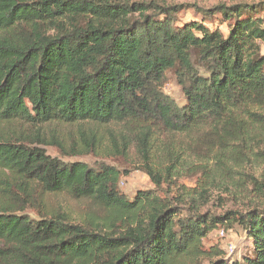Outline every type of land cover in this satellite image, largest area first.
<instances>
[{"label":"trees","instance_id":"16d2710c","mask_svg":"<svg viewBox=\"0 0 264 264\" xmlns=\"http://www.w3.org/2000/svg\"><path fill=\"white\" fill-rule=\"evenodd\" d=\"M254 5L202 8L229 21L224 34L178 25L182 7L157 0H0V264H240L203 247L211 231L234 223L253 241L241 264H264V18L244 16ZM169 70L185 104L163 90ZM53 120L129 123L141 152L156 129L187 133L188 152L247 172L239 186L253 199L242 208L224 205L223 193L186 202L184 186L151 169L158 188L166 182L178 194L141 190L129 199L113 165L65 160L113 149L85 135L70 146L41 135ZM62 191L133 220L108 231L51 214L41 195Z\"/></svg>","mask_w":264,"mask_h":264},{"label":"rangeland","instance_id":"374dc122","mask_svg":"<svg viewBox=\"0 0 264 264\" xmlns=\"http://www.w3.org/2000/svg\"><path fill=\"white\" fill-rule=\"evenodd\" d=\"M162 4L180 5L182 9L175 15L176 23L183 25L189 22H202L211 29H221L224 34L228 33L229 21L225 20L222 13H215L212 17L203 15L202 8H210L221 2L231 5L232 3L255 4L253 11H244V16L252 14L254 17L264 18V0H157ZM264 52V40L262 41ZM163 90L172 96L179 104H185V98L177 81L174 70L166 74ZM40 134L46 137L55 135L59 140H64L66 146L82 142V138L88 137L95 143L101 142V149H113L114 152H91L79 156H66L65 160H82L94 165L98 162H106L120 171V191L129 199L141 190H155L161 197L165 196V190H171L173 196L178 194L169 187L166 182L158 188L152 178L145 172L151 169L160 173L162 178L176 181L177 185L184 186L183 193L186 202H198L205 199L217 200L219 194H227L222 199L224 205L234 203L242 208L253 197L250 194H242L239 183L245 182L247 172L241 170L228 171L220 168L212 155H204L203 152H188L189 135L167 131L162 128L156 129L151 134L149 141L150 152H141L139 131L129 123L110 122L97 124L93 122L67 123L61 120L40 125ZM47 153L52 156L62 157L55 146H46ZM71 153V152H70ZM260 164L249 166L251 173L260 172ZM171 167V174L167 175V168ZM244 167V165L242 166ZM245 172V173H244ZM237 175V176H236ZM240 177V178H239ZM43 206L51 214L59 211L65 212L69 218L78 223L100 226L111 231L114 225L122 229L133 218L118 216L113 210L96 202L92 198H78L67 191L46 193L41 195ZM255 201V200H254ZM251 203V202H250ZM34 214L36 211L28 210ZM227 227V226H225ZM228 230L222 231L215 228L203 240V247L207 250L216 246L223 251V258L228 263H242L245 256H250L253 249V241L241 225L234 223ZM195 264H209L205 258Z\"/></svg>","mask_w":264,"mask_h":264},{"label":"built area","instance_id":"2783aa9c","mask_svg":"<svg viewBox=\"0 0 264 264\" xmlns=\"http://www.w3.org/2000/svg\"><path fill=\"white\" fill-rule=\"evenodd\" d=\"M223 231V230H222Z\"/></svg>","mask_w":264,"mask_h":264}]
</instances>
